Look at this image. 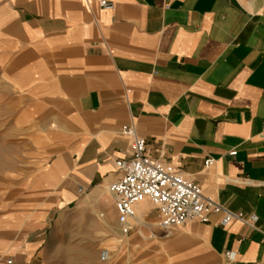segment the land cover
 <instances>
[{"label":"crops","instance_id":"crops-1","mask_svg":"<svg viewBox=\"0 0 264 264\" xmlns=\"http://www.w3.org/2000/svg\"><path fill=\"white\" fill-rule=\"evenodd\" d=\"M100 1L0 0V107L24 200L0 214V264H41L49 216L82 193L78 207L112 206L115 161L130 153L123 126L258 222L223 227L210 214L164 230L144 199L129 236L99 213L119 236L108 241L142 237L144 264H264V0Z\"/></svg>","mask_w":264,"mask_h":264},{"label":"built area","instance_id":"built-area-1","mask_svg":"<svg viewBox=\"0 0 264 264\" xmlns=\"http://www.w3.org/2000/svg\"><path fill=\"white\" fill-rule=\"evenodd\" d=\"M100 5L111 8L113 4L101 0ZM122 132L131 137L130 153L125 159L115 161L119 176L109 185V191L114 197L116 223L121 233L127 235L130 232L135 218V205L144 199H148L157 208V226L164 230L190 220L208 222L210 214H218V223L223 227L234 221L256 227L258 216L255 213L246 215L230 210L205 196L196 182L185 177L173 165L150 157L146 153L145 140L136 134L133 126H123ZM229 153L233 155L235 151ZM212 162L211 158L206 159L205 167ZM226 256L230 257L229 252ZM100 259L108 261L109 251L101 250ZM4 263L12 264V260L6 259Z\"/></svg>","mask_w":264,"mask_h":264},{"label":"rangeland","instance_id":"rangeland-1","mask_svg":"<svg viewBox=\"0 0 264 264\" xmlns=\"http://www.w3.org/2000/svg\"><path fill=\"white\" fill-rule=\"evenodd\" d=\"M5 115V110L0 107V214L4 210L20 207L24 201L14 196L13 189L17 184L12 181L14 175L9 174V171H20L21 168L12 163L17 154L16 137L11 133L10 119ZM8 177L9 181L5 182ZM84 196L82 193L69 206L57 208L49 216L48 246L43 252L41 264H144L142 258L147 252L142 237L138 236L134 241L130 237L123 238L118 250L114 248L115 242L108 241L111 237L119 236L102 228L99 213L108 215L110 222L117 227L114 202L112 206L99 201L98 204L78 207ZM131 233L133 230L128 236ZM105 248L110 251V259L103 262L100 252Z\"/></svg>","mask_w":264,"mask_h":264},{"label":"bare ground","instance_id":"bare-ground-1","mask_svg":"<svg viewBox=\"0 0 264 264\" xmlns=\"http://www.w3.org/2000/svg\"><path fill=\"white\" fill-rule=\"evenodd\" d=\"M136 219L138 220V217H136ZM139 221V220H138ZM135 224V218H134V221L132 222V224ZM107 224V226H109V223L107 222L106 223ZM121 232V231H120ZM121 234H123V233H121ZM123 236V235H122ZM119 244V243H118ZM118 244H115V246H114V248L116 249V250H118V248L122 245H118ZM106 250H108L109 251V249H107V248H105ZM109 253H110V251H109Z\"/></svg>","mask_w":264,"mask_h":264}]
</instances>
